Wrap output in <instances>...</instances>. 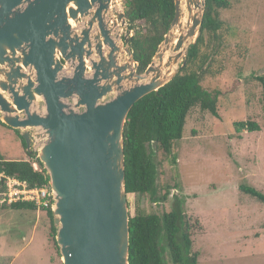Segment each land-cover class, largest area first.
<instances>
[{
  "label": "water",
  "instance_id": "water-1",
  "mask_svg": "<svg viewBox=\"0 0 264 264\" xmlns=\"http://www.w3.org/2000/svg\"><path fill=\"white\" fill-rule=\"evenodd\" d=\"M174 1L138 73L122 0H0V122L45 170L63 264H130L127 118L187 65L206 11Z\"/></svg>",
  "mask_w": 264,
  "mask_h": 264
},
{
  "label": "rangeland",
  "instance_id": "rangeland-1",
  "mask_svg": "<svg viewBox=\"0 0 264 264\" xmlns=\"http://www.w3.org/2000/svg\"><path fill=\"white\" fill-rule=\"evenodd\" d=\"M228 2L220 10L222 46L202 82L218 94L219 115L196 107L171 153L154 147L158 194H170L161 203L141 197L140 209L162 216L179 208L191 217L198 264H264V203L240 189L264 195V0ZM245 121L260 130L238 132L235 124ZM0 151L9 160L27 158L20 137L2 125ZM128 197L134 217L138 198ZM49 228L46 211L0 210V264H63ZM163 259L174 264L169 250Z\"/></svg>",
  "mask_w": 264,
  "mask_h": 264
},
{
  "label": "trees",
  "instance_id": "trees-1",
  "mask_svg": "<svg viewBox=\"0 0 264 264\" xmlns=\"http://www.w3.org/2000/svg\"><path fill=\"white\" fill-rule=\"evenodd\" d=\"M123 5L129 29H136L131 50L139 63L138 73H143L174 19L175 1L124 0ZM229 6L228 0H206L203 25L189 51L187 65L158 92L137 102L128 115L124 132L126 188L128 194L138 198L136 214L130 218V264H165L163 255L166 250H169L174 264H198V253L192 251L191 217L179 208L162 216L145 214L140 209L139 199L149 196L152 202L161 203L166 202L170 194H158L154 147L166 154L171 153L174 143L182 140L188 116L196 107L209 111L215 117L219 115L218 94L205 89L202 82L211 74V64L216 57L214 53H219L222 46L221 32L226 22L220 17V10ZM137 24L144 26L139 28ZM210 44H214L213 53L208 50ZM0 125L7 127L1 122ZM235 127L238 132L260 130L256 123L249 121L237 122ZM15 132L22 140L27 159L9 160L0 151V174L27 182L31 187L48 186L41 162L27 151L26 141ZM33 162H38L42 171H36ZM5 189L3 186L0 188V197ZM240 189L264 203V195L253 188L241 186ZM0 210L38 211L33 203L25 201L0 205ZM46 212L50 219L48 240L59 254L52 207Z\"/></svg>",
  "mask_w": 264,
  "mask_h": 264
},
{
  "label": "built area",
  "instance_id": "built-area-1",
  "mask_svg": "<svg viewBox=\"0 0 264 264\" xmlns=\"http://www.w3.org/2000/svg\"><path fill=\"white\" fill-rule=\"evenodd\" d=\"M127 25L130 27L128 21ZM128 31L126 30L123 33L128 32L130 36L134 37L136 29H130ZM32 165L36 171H42L38 162H33ZM2 186L6 189L1 194L0 205L25 201L33 203L38 211H47L52 207L53 192L50 185L31 187L27 182H23L15 177L6 176L5 174H0V188Z\"/></svg>",
  "mask_w": 264,
  "mask_h": 264
},
{
  "label": "crops",
  "instance_id": "crops-1",
  "mask_svg": "<svg viewBox=\"0 0 264 264\" xmlns=\"http://www.w3.org/2000/svg\"><path fill=\"white\" fill-rule=\"evenodd\" d=\"M22 159H27L26 157H23ZM41 211H36V213H40ZM40 219H41V217H40ZM51 264H54V263H52L51 262Z\"/></svg>",
  "mask_w": 264,
  "mask_h": 264
},
{
  "label": "bare ground",
  "instance_id": "bare-ground-1",
  "mask_svg": "<svg viewBox=\"0 0 264 264\" xmlns=\"http://www.w3.org/2000/svg\"><path fill=\"white\" fill-rule=\"evenodd\" d=\"M71 23H72V25L75 27V23H74L73 21H72Z\"/></svg>",
  "mask_w": 264,
  "mask_h": 264
}]
</instances>
